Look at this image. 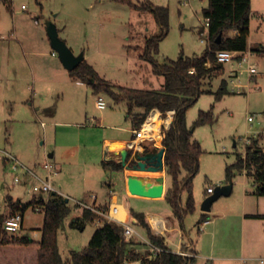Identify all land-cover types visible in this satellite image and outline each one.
<instances>
[{"label": "rangeland", "instance_id": "1", "mask_svg": "<svg viewBox=\"0 0 264 264\" xmlns=\"http://www.w3.org/2000/svg\"><path fill=\"white\" fill-rule=\"evenodd\" d=\"M252 1L256 9L250 17V34L252 45L257 46L264 44V0ZM148 2L168 9L167 33L158 42V52L153 53L159 63L165 57L176 59L203 51L206 41L201 38L205 40L206 37L199 28L203 23L202 8L208 0H192L190 5H183L179 0H0V153L10 151L28 167L37 163L43 172L46 160L54 164L56 173L52 181L57 182L69 198L70 207L57 231L58 248L63 258L69 255V250H81L86 246L95 227L94 221L87 222L82 230L71 226V221L79 214L76 200L92 197L96 204H105L115 194V205L121 209L122 216L123 207L163 215L165 227L160 232L150 226L153 233L175 239L176 229L180 227L165 199L128 195L123 172L104 169L102 161L106 159L101 141L110 130L106 126L125 124L131 128V120L124 115L126 106L124 102H114L104 91L94 93L90 84H80L75 77L69 76L58 54L51 55L53 49L45 26V21L52 19L61 30L59 36L72 51L75 54L82 51L87 62L108 81L126 87L157 89L163 77L154 73L151 62L141 56L146 39L161 32L153 13L145 7ZM251 56V60L258 63V72L250 77L243 71L238 77L241 84L238 92L231 90L229 82V92L219 100L210 93H202L186 111L189 126L201 110L211 109L214 118L211 123L193 128V137L203 152L199 170L192 179L195 208L182 220V228L192 240L198 234L200 203L208 194L207 187L214 188L226 182V165L233 163L236 153L243 150L240 136L250 134V129L264 127V53L252 52ZM229 67V62L224 63L225 75ZM220 78L212 80V90L218 87ZM98 94L111 105L97 108L95 98ZM40 101L44 102V108L47 105L54 111L53 120L45 115L43 108L35 109ZM101 115L104 118L99 120ZM247 115L257 118L250 123ZM130 135V131H125V136ZM48 152H53V157H47ZM13 175L10 165L0 166V214L9 196L25 201L30 198L22 186L14 183ZM249 178L242 172L235 173L233 192L213 201L208 213L213 214V208L230 201L243 186L250 188ZM165 180L171 181L169 176ZM186 197L183 190L182 206ZM42 213L28 208L23 214V229L18 232L35 226ZM134 228L146 237L140 226L134 224ZM2 233L0 227V238ZM131 238L143 241L137 234ZM187 248L185 250L191 253ZM198 260L197 264H204L203 260Z\"/></svg>", "mask_w": 264, "mask_h": 264}, {"label": "trees", "instance_id": "2", "mask_svg": "<svg viewBox=\"0 0 264 264\" xmlns=\"http://www.w3.org/2000/svg\"><path fill=\"white\" fill-rule=\"evenodd\" d=\"M145 7L153 13L161 32L146 39L141 56L151 62L154 73L162 75L163 82L159 88L142 89L109 84L85 60L72 69L70 74L90 84L95 92H106L115 102L125 101L127 114L134 107L140 108L141 111L133 113L135 127L141 124L152 108L163 113L169 109L174 110L171 123L161 139L164 168L171 180L164 199L182 228L183 217L195 208L192 179L199 170L200 155L203 152L199 142L192 137V131L198 125L214 121L211 109L201 110L189 126L186 111L202 93H210L215 100H219L229 92L228 74H224V64L216 60V51L229 49L242 52L248 49L251 0H208L207 5L202 8L203 18L209 20L206 47L200 54L182 55L176 59L165 57L161 63L153 57V53L158 52V42L167 33L168 9L152 2H148ZM231 29L235 32L228 35L227 32ZM219 34L220 40L217 42ZM250 50L253 53H264V44L252 46ZM215 77L221 78L218 87L212 90L211 82ZM102 165L107 170L123 169L122 164L114 160L102 161ZM243 171L250 176L254 193L264 195V149L255 139L247 144L245 156L237 152L236 160L226 165L225 181L232 182L235 173ZM183 190L187 193L184 206L181 204ZM34 205L42 206L44 213L40 239L35 241L28 235H7L2 228L3 220L16 212L23 216ZM69 211L66 199L57 193H52L47 200L42 196H32L29 200L22 201L9 196L5 210L0 214V227L3 231L0 238V264H125L136 260L141 264H193L195 261L194 256L172 251L164 243L163 236L153 233L144 212L133 208L130 209L132 222L140 226L149 243L161 247V251L153 253L147 242L126 239L123 235V223L103 218L92 232L87 245L80 251H71L69 260L63 261L58 249L57 231L62 218ZM206 214L202 213L198 221L204 220ZM93 216L91 210L84 208L81 216L75 217L71 225L81 226L86 220L93 221ZM142 247L145 251L140 249Z\"/></svg>", "mask_w": 264, "mask_h": 264}, {"label": "crops", "instance_id": "3", "mask_svg": "<svg viewBox=\"0 0 264 264\" xmlns=\"http://www.w3.org/2000/svg\"><path fill=\"white\" fill-rule=\"evenodd\" d=\"M255 9H256V7H254L253 1L251 0L250 17L252 15V12L255 11ZM35 22H37V20H35ZM56 27H57V25H56ZM57 29H58V32L61 31L60 28L57 27ZM199 31L201 32V34H203L206 37L205 40L203 38H201V41H206V44H207L208 39H207V35H206V32H205L203 25H201V27L199 28ZM234 32H235V30L231 29L227 33H228V35H233ZM252 46L253 45H252V37L250 34V18H249V34L247 36V48H248L247 50H249L251 52L250 48ZM52 51H54V50H52ZM52 51H51V55L57 54V53L53 54ZM251 55H252V52H251ZM83 56H84V53H83ZM83 60H85L87 62V59H85V56H84ZM66 71H67L68 75L71 76L70 71L67 69H66ZM104 80L109 84L121 85V84H117V83L114 84L105 78H104ZM76 82H78L80 84L86 83V82L81 81L77 78H76ZM121 86H124V85H121ZM142 89H148V88H142ZM93 92L96 93L94 90H93ZM121 102H124V104L126 106L124 115H125V119L131 120V122H132L131 128H129V127L127 128V125H125V124H123V126L108 124L106 127L109 128L110 130L107 132V134H105L103 136V139L101 141V144H102V147L104 150L103 157L106 160H114L117 162H120L119 149L122 148L123 146H127L128 143H130L132 141H136V139L134 137V131H133L136 128L133 125V119H134L133 113L141 111L140 108L134 107V108H132V111L129 114H127V104L125 101H121ZM43 103L44 102L40 101L38 103L37 108H35V109L39 110L40 108H43L45 115L47 117H49L51 120H53V118L55 116L54 111L49 110L47 105L44 108ZM110 105H111V102H108L107 106H110ZM170 110H173V109H170ZM173 113H174V110H173ZM99 118H100L99 120H102V118H104V115H101ZM52 123H57V121L52 122ZM99 123H101V122H99ZM187 124H188V122H187ZM125 131H130L131 135L129 137L125 136ZM192 137H193V131H192ZM112 143H115V144L120 143V145L118 147L113 148ZM159 143L161 144V140ZM142 144L145 145V150H146V148L149 149L150 147L154 146L152 144H150L151 146L147 145V143L146 144L142 143ZM233 145L234 146L236 145L235 141H234ZM7 152L12 154L19 161H21L12 152H10V151H7ZM49 154H51V155L49 156ZM47 157H49V158L53 157V152H48ZM46 162H49V161L46 160ZM10 163H11V161L8 159H5V158L0 160V166L10 165ZM49 163L51 164V168H52L51 182L57 191L54 193H57L58 195H61L62 197L65 196L64 198L66 199V202H68L69 198L66 197L64 191L61 190L59 184L57 182L52 181V175L56 173V170H54L55 169L53 166L54 164L51 162H49ZM25 165L27 166V164H25ZM37 165H38L37 163H33L32 166L29 165L30 166L29 168L32 169L33 171H35L40 176H46V174H47L46 170H44L45 172L41 171ZM121 171L123 172V177H124L125 192L128 195H135V196L144 197V198L164 199V193L166 191V188L171 184V181H170V183H167L166 180L164 181V188H163V192L161 195L134 194L128 190L127 182H126L127 174L132 172V170H129V169H126L123 167V169ZM147 172H150V171H147ZM156 173L163 174L165 176V179L168 176L165 169L163 170V172L157 171ZM242 173L244 175H246L244 172H242ZM154 176H156V175H153V174H147V175L145 174L144 175V177H148L151 179H153ZM246 177L249 178V176H247V175H246ZM249 179L251 181V187L250 188H248L247 186H243L242 190L239 193H237L230 201H227L226 204L221 205L217 208H213V214L208 213V212H204L201 209H199L200 215L202 213H207L205 219H208V221L205 224H202V221H204L205 219L200 221V222L199 221L197 222L198 234H197L195 240H192L191 238H189L188 234H186V232H184L183 228L177 227V229H176L177 232H175V234H176L175 239L165 235L164 236V243L174 252H178L179 248H181V247L182 248L188 247L187 249L191 252V254H192L191 256H194V258H195V261L193 264H197L199 261L198 259L203 260L202 262L204 264H208L209 262H211V264H259V258L264 257V216H261L262 214H264V195H257L254 193V186H253L252 180H251V178H249ZM34 180L35 179L33 177L28 176V177H26V179H25L26 182L24 184H16V185L22 186V188H24L25 192L31 198L32 196H37L33 193H29V186ZM224 183H227V182H224ZM232 192H233V190L231 189L230 194ZM10 197L12 199L18 198L22 201H25L21 197H17V198H15L14 196H10ZM45 197H46V195H43V198H45ZM116 198H117L116 195L112 194L110 202L105 203V204H96V200L92 199V197L88 198L87 200H81V201L76 200L75 201L76 202V208L78 209L79 214L76 215L75 217L81 216L84 208H88L89 210H91L94 213V216H93V219H94L93 221L95 223V227L93 228V231H94L96 226H98L101 223V221L103 220V218H105V217L97 214L95 212V209L105 208V209L109 210L111 206H114L117 203ZM130 209L123 207L124 213L122 216V215H120L121 209L118 208V211L115 215V218H116V221H118L120 223L131 224L132 227L134 228V223L132 222L133 217L130 214ZM142 212H144L146 220L148 221V223L150 224L151 227L154 226V224H152V222H151L150 215L159 219L160 225H157L156 228L158 230H160V232H161V230L165 227V225H164L165 218L163 217V215L159 214L157 212H152V211H142ZM43 219H44V213H42L41 220L39 222L35 223V226H30L26 232L20 233L23 229V216H22L21 229L19 230L20 232H18L16 235H18V236L28 235L32 239H34L35 241H38L41 237V229H42ZM87 222H89V221L88 220L84 221L83 224H81V226H78L76 228H78L79 230H82L85 227V225L87 224ZM73 227L75 228V226H73ZM173 227L176 228V226H173ZM135 231L138 232L136 229H135ZM183 232L186 234V238L188 240H185L186 238H185V235ZM138 235L140 237H142L143 241H145V242L147 241V238L144 237V235L137 233V236ZM57 244H58V239H57ZM172 245H173V248H172ZM84 247H82V249ZM140 249L144 250L145 248L142 247ZM71 251H80V250H69V255L66 258H63V256L60 253L63 261L69 260ZM131 264H141V263L139 260H136V261H132Z\"/></svg>", "mask_w": 264, "mask_h": 264}, {"label": "built area", "instance_id": "4", "mask_svg": "<svg viewBox=\"0 0 264 264\" xmlns=\"http://www.w3.org/2000/svg\"><path fill=\"white\" fill-rule=\"evenodd\" d=\"M183 5H189L192 0H179ZM207 39H208V26L209 20L207 18H203L202 23ZM55 54V51H52ZM237 55H240L239 57ZM216 60L220 63H230V67L228 69V83H232V91L238 92L241 84L239 83L238 77L243 72L246 71L250 77H253L258 72V63L251 60V52L249 50L238 52L235 50L229 49H220L216 51ZM237 80V81H236ZM236 88V89H235ZM96 107L99 109L105 108L108 105V101L101 95L98 94L95 98ZM156 112L157 117L159 119V124L155 126V120L153 118V114ZM173 117V110H166L165 113L161 112L157 108H152L141 124L136 127L134 131V137L136 141H132L128 143V148L131 149V155L127 159V163H131L133 161H137L136 154L145 151V145L142 143H147V145H156L157 147H162V144H157V138L155 135H158L159 142L162 139L164 131L169 127L170 121ZM257 116L255 115H247L246 119L248 122L252 123L255 121ZM250 134L247 133L245 136H240V139L243 143V150L241 151V155L245 156V148L247 144H249L253 139L257 140L258 144L264 149V127L259 130L250 129ZM151 146V145H150ZM3 158L8 159L11 161L10 167L14 171L13 181L16 184H24L26 181V177L31 176L35 180L29 186V193H33L38 196L46 195L44 200H47L49 195L54 192H57L55 187L51 182V173L52 168L49 162L44 163L43 167L46 170V176H40L35 171L27 167L21 161H19L16 157L10 154L7 151H2L0 153V160ZM165 169V168H164ZM130 170V169H129ZM132 170V169H131ZM133 171V170H132ZM213 191L212 186H208L206 192L209 194ZM35 211H43L42 206L34 205L32 207ZM118 211V207L116 205L111 206L109 210L105 208H97L95 212L107 220H114L116 221L115 215ZM208 219L202 221V224H205ZM22 223V214L20 212H16L11 216L6 217L3 220L2 228L7 233H16L21 229ZM123 235L126 239L131 238L134 234H137L135 229L132 227L131 224L123 223ZM149 244V249L151 252L156 253L162 250L161 247L154 246L146 241ZM181 255H188L191 256V253H188L185 248H179L177 252ZM125 264H131V262H125ZM208 264H211L209 262ZM259 264H264V257L259 258Z\"/></svg>", "mask_w": 264, "mask_h": 264}, {"label": "water", "instance_id": "5", "mask_svg": "<svg viewBox=\"0 0 264 264\" xmlns=\"http://www.w3.org/2000/svg\"><path fill=\"white\" fill-rule=\"evenodd\" d=\"M46 33L50 42L51 48L58 54L62 65L69 71L74 69L81 61H83V52L75 54L72 49L66 44L65 40L59 36L56 24L51 20L45 21ZM220 40V34L217 36V42ZM171 122V121H170ZM120 163L126 169L132 170H148L163 172V147L152 146L148 150L137 153V161L127 163V159L131 155V149L123 146L119 149ZM51 154H49L50 156ZM165 176L163 174L154 176L153 179L136 175L133 173L127 174V188L130 192L146 195H160L163 192ZM232 189V182H227L222 185H216L213 191L201 201L200 209L208 212L211 209L213 201L222 195H229Z\"/></svg>", "mask_w": 264, "mask_h": 264}, {"label": "bare ground", "instance_id": "6", "mask_svg": "<svg viewBox=\"0 0 264 264\" xmlns=\"http://www.w3.org/2000/svg\"><path fill=\"white\" fill-rule=\"evenodd\" d=\"M155 114H153V118H154V120H155V126H157V124H159V119H158V117H157V113L156 112H154ZM156 136V138H157V143H158V135H155ZM120 145V143H112V147L114 148V147H118ZM135 172H140V173H145V172H147L148 170H134ZM157 171H150L149 173H151V174H155ZM150 219H151V222H152V224H154V226L155 227H157V225H160V223H159V219L158 218H156V217H153V216H151L150 215Z\"/></svg>", "mask_w": 264, "mask_h": 264}]
</instances>
